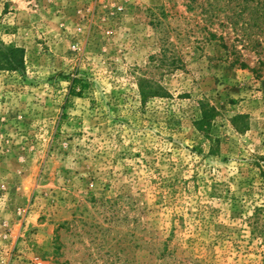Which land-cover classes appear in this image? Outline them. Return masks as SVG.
I'll return each mask as SVG.
<instances>
[{"label": "rangeland", "instance_id": "rangeland-1", "mask_svg": "<svg viewBox=\"0 0 264 264\" xmlns=\"http://www.w3.org/2000/svg\"><path fill=\"white\" fill-rule=\"evenodd\" d=\"M227 1L0 0V264H264V34Z\"/></svg>", "mask_w": 264, "mask_h": 264}, {"label": "trees", "instance_id": "trees-1", "mask_svg": "<svg viewBox=\"0 0 264 264\" xmlns=\"http://www.w3.org/2000/svg\"><path fill=\"white\" fill-rule=\"evenodd\" d=\"M227 2L228 5L235 4L231 8L233 14L227 17V27L236 34V41L248 49L252 47V49L258 50L259 47H262V43H258L255 37L264 34V0H228ZM211 36L217 38L215 34H211ZM220 40H224V37H221ZM22 62L23 56L20 49L9 47L0 50L1 69L15 70ZM261 64L263 65V62ZM241 66L247 67L248 65L241 63ZM73 87L70 88L71 93ZM142 95L146 99L147 95H145L144 89Z\"/></svg>", "mask_w": 264, "mask_h": 264}, {"label": "built area", "instance_id": "built-area-1", "mask_svg": "<svg viewBox=\"0 0 264 264\" xmlns=\"http://www.w3.org/2000/svg\"><path fill=\"white\" fill-rule=\"evenodd\" d=\"M38 264H42V263H38Z\"/></svg>", "mask_w": 264, "mask_h": 264}]
</instances>
